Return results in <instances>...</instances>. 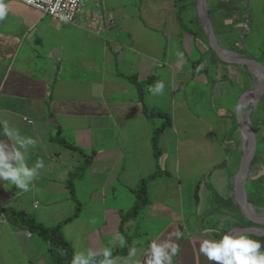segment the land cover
Here are the masks:
<instances>
[{
	"label": "crops",
	"instance_id": "1",
	"mask_svg": "<svg viewBox=\"0 0 264 264\" xmlns=\"http://www.w3.org/2000/svg\"><path fill=\"white\" fill-rule=\"evenodd\" d=\"M197 1L88 0L75 22L5 1L0 119L38 141L27 163L42 159L45 167L27 192L0 183L1 209L21 207L48 226L63 224L74 252L123 248L116 236L136 248L142 234L149 247L178 232L172 239L181 252L172 264H216L200 254L199 242L250 220L235 190L242 156L237 108L250 76L212 48ZM213 1L210 19L221 46L231 47L230 35L246 45L249 30H262L252 41L264 47V0ZM254 1L263 4L256 10L263 28L250 16ZM257 55L264 59V50ZM157 81L163 94L149 90ZM261 109L264 117V103ZM259 123L263 149L250 166L253 181L264 175V118ZM156 172L147 203L123 221L138 201L136 188ZM147 251L129 264H147ZM113 257L125 264L128 251ZM51 262L40 236L0 215V264Z\"/></svg>",
	"mask_w": 264,
	"mask_h": 264
},
{
	"label": "clouds",
	"instance_id": "2",
	"mask_svg": "<svg viewBox=\"0 0 264 264\" xmlns=\"http://www.w3.org/2000/svg\"><path fill=\"white\" fill-rule=\"evenodd\" d=\"M9 6L5 0H0V21L6 19ZM182 58V53H177ZM204 65L197 67L201 71ZM154 88V91H153ZM165 85L157 81L150 86L154 94H163ZM0 135L6 138L0 141V183L9 182L19 190L27 192L30 184L35 180L40 170L45 167L42 159H37L29 166L27 154L30 147H36L38 141L32 136L21 133L19 129L10 126L7 120L0 119ZM180 233H173L163 241L152 240L146 253L147 264H172L173 257L181 252L180 244L172 238L179 239ZM120 246H125L123 236H116ZM199 252L208 261L216 264H264V243L252 239L249 235L233 229L223 234L220 239L205 238L199 242ZM65 253L61 251V255ZM137 255V249L132 247L128 250L129 264L131 258ZM101 257V259H97ZM70 264H117V258L113 257V248L105 247L102 250H87L74 252Z\"/></svg>",
	"mask_w": 264,
	"mask_h": 264
},
{
	"label": "trees",
	"instance_id": "3",
	"mask_svg": "<svg viewBox=\"0 0 264 264\" xmlns=\"http://www.w3.org/2000/svg\"><path fill=\"white\" fill-rule=\"evenodd\" d=\"M200 64H202V62L194 63V68H197V66ZM138 86L139 89L142 91V84L138 83ZM166 123L168 125L172 123L171 118L169 116H167ZM161 131L162 129L156 130V134L153 140L154 146L156 148L157 156H159L160 154V149L158 146V136L161 133ZM257 158H258V154L256 155L254 162L255 160H257ZM160 174L161 172H156L141 182L140 187L138 188V190H136L138 196V202L135 204L134 208L129 213L124 215L123 221H125V219H127L128 217L135 215L138 212V209L141 206H143L145 203H147V198L145 196L147 192L146 189L147 183L150 180L156 178ZM248 190L250 194L249 197L250 202L257 207L259 212L264 211V193L262 191H258L259 189L257 187L254 189L249 188ZM2 213L12 224L29 230L31 233L40 236L46 242L52 256L51 264H70L72 255L74 253V249L68 242L67 238L65 237L63 231V224L48 226L38 221L36 215L27 212L24 208L16 207V206H7L2 209L0 208V215H2ZM71 219L72 218H68L66 222L70 221ZM237 224L240 227L255 225V223L252 222L251 220H247L246 222L242 221L241 223H237ZM250 237L252 239L260 240L262 243H264V235L251 234ZM128 250H129V244H127L123 248H117V247L113 248V256L127 253ZM61 251H63L65 254L61 255ZM97 259H101V257H98Z\"/></svg>",
	"mask_w": 264,
	"mask_h": 264
},
{
	"label": "rangeland",
	"instance_id": "4",
	"mask_svg": "<svg viewBox=\"0 0 264 264\" xmlns=\"http://www.w3.org/2000/svg\"><path fill=\"white\" fill-rule=\"evenodd\" d=\"M216 2H219L220 0H215ZM229 1V0H228ZM255 2V4L252 6V4H250V16L252 17V18H254V20L257 22V25L258 26H261L262 25V28H263V23H260L257 19V12H256V10H257V8L259 7V6H261V7H263V4L262 3H260V2H257V1H254ZM206 3H207V7H206V12H207V14H208V16L209 17H211L210 16V13H211V10L213 9L212 7L214 6V1L213 0H206ZM204 23V22H203ZM252 28H253V25H252ZM262 32V30H259V31H257V30H253V31H250L249 30V33L246 35L247 37H248V41L246 42V45L248 44L249 46H246V45H242L241 43L240 44H236V40L234 41V40H231V35L228 37V40H229V43H231V44H229V45H231V47H224V46H221L220 45V43H219V45H220V47L222 48V49H225V50H230V51H233V52H236V53H238V58H250V59H255V60H257L258 62H261V63H263L264 64V59L262 58V57H260V55H257V52L258 51H263L264 50V47H258V46H254L253 45V41H252V38L255 36V38L257 37V34L258 33H261ZM244 34V33H243ZM242 34V35H243ZM243 46H246L247 48L246 49H244V47ZM250 50V55L248 54V51ZM247 51V52H246ZM235 65H243L244 67H245V69L249 72V80H250V90H254L255 89V87H256V85L259 83V77L257 76V74H256V72H255V70L249 65V64H243V63H240V64H235ZM247 91H249V90H246L245 92H247ZM245 92H243V94H245ZM242 94V95H243ZM241 95V96H242ZM241 98V97H240ZM259 100L260 101H258L257 102V105L251 110V107H252V105H249V106H247L245 109H244V114L245 115H248L249 117H250V126L253 128V129H255L254 128V126H256V124L257 123H259V121L260 120H262L264 117L262 116V109H261V106H262V104L264 103V94H263V96L261 97V99L259 98ZM260 124V123H259ZM262 125H263V123H262ZM240 129H241V127H240ZM255 131V130H254ZM256 132V131H255ZM256 135H257V152L259 151V150H261V149H263V141L261 140L262 139V137H261V134H259L258 133V130H257V132H256ZM239 147L241 148V153H242V156H240V158H239V166H238V170L240 169V165H241V163H242V161H243V158H244V156L247 154V152H248V142H246V141H244V138H242V136H241V134L239 133ZM244 141V142H243ZM257 152H256V155H257ZM230 154H232L233 155V157L235 156H237V154H235L234 152H230ZM256 157V156H255ZM232 159H234V158H232ZM233 169V168H232ZM255 173H253V170L251 169V167H250V169H249V173H248V176H247V179H246V182H245V188H246V190L247 191H249L248 189L250 188V189H254V188H258L259 190L258 191H262L263 193H264V175H263V173H261L258 177H259V179H254V181L252 180L251 181V179H252V176L254 175ZM140 187V185L136 188V190H138V188ZM137 193V192H136ZM138 202V201H137ZM136 202V203H137ZM135 203V204H136ZM134 204V205H135ZM143 206H141L139 209H138V211L139 210H141V208H142ZM262 212V211H261ZM138 213V212H137ZM136 213V214H137ZM263 213V212H262ZM32 214H34L35 215V213H32ZM264 225V224H263ZM55 226V225H54ZM37 237H39L38 235H37ZM141 239H136L135 241L136 242H139L140 243V245L139 246H136V249H137V251L138 252H140V253H142V252H144L145 251V249H147L148 248V246H144V244L146 243V241H147V239L146 238H144V234H142V235H140L139 236ZM136 245H138L137 243H136ZM138 255H139V253H137V255H136V258H138ZM117 264H119L118 262H117Z\"/></svg>",
	"mask_w": 264,
	"mask_h": 264
},
{
	"label": "water",
	"instance_id": "5",
	"mask_svg": "<svg viewBox=\"0 0 264 264\" xmlns=\"http://www.w3.org/2000/svg\"><path fill=\"white\" fill-rule=\"evenodd\" d=\"M198 3V11H199V16L201 18V20L204 22L206 29L209 33V38H210V43L212 48L215 50V52L218 54V56L225 62L227 63H233V64H257L263 71H264V64L261 62H258L255 59H250V58H232V57H227L224 53H223V49L220 47L219 45V41L216 35V32L214 30L212 21L210 19V17L208 16L207 12L204 11L203 7H202V3L201 0L197 1ZM225 50V49H224ZM247 93H251L252 95L258 97L257 100H259V98L264 94V87L261 90H249L247 92H245V94H243L239 100V104H238V108H237V115H238V120H239V124L240 127L246 126L244 125V122L242 121L241 118V112H242V103L244 100V97ZM254 108V106L251 107V110ZM251 133H252V141H251V145L248 148V152L246 154V156L244 157L241 165H240V169L238 170L236 177H235V190H236V194H237V199L238 202L243 210V212L248 216V218L256 223L262 224L264 223V218L258 219L252 216L251 213H249L248 210V205H252L253 204L249 201V196H248V191L245 188V182L248 176V171L250 169V166L255 158L256 152H257V135L256 132L254 131V129L251 126H247ZM244 178V183L242 182V179ZM243 192V196H244V200L242 203L241 200H239L238 196L239 194ZM245 204V205H244ZM236 230L241 231L242 234L245 233H250V232H255V233H259L261 235H264V227L261 226H249V227H244V228H236Z\"/></svg>",
	"mask_w": 264,
	"mask_h": 264
},
{
	"label": "built area",
	"instance_id": "6",
	"mask_svg": "<svg viewBox=\"0 0 264 264\" xmlns=\"http://www.w3.org/2000/svg\"><path fill=\"white\" fill-rule=\"evenodd\" d=\"M8 1V0H5ZM63 22H75L88 0H14Z\"/></svg>",
	"mask_w": 264,
	"mask_h": 264
},
{
	"label": "bare ground",
	"instance_id": "7",
	"mask_svg": "<svg viewBox=\"0 0 264 264\" xmlns=\"http://www.w3.org/2000/svg\"><path fill=\"white\" fill-rule=\"evenodd\" d=\"M201 3H202V7H203L204 11H206V7H207L206 0H201ZM223 53L227 57L238 58V53H236V52H233L230 50L226 51L223 49ZM249 65L255 70L257 76L259 77V83L256 85L255 90H261L264 87V71L257 64H254V63L251 64L250 63ZM257 98L258 97L252 95L251 93H247L245 95L243 103H242L243 105H242L241 118H242V121L244 122V125H246V126L241 127V136H242V138H244V141L248 142V148L251 145L252 133H251L250 129L247 127V126H250V117L248 115L244 114V109L249 105H252L255 107L257 105V101H258ZM248 173H249V171H248ZM242 182L243 183L245 182L244 178L242 179ZM238 198H239V200L242 201V203H244L243 202V200H244L243 192H241L239 194ZM248 206H249L248 207L249 213H251L253 217L258 218V219L264 218V213L258 212V210L255 206H252V205H248Z\"/></svg>",
	"mask_w": 264,
	"mask_h": 264
}]
</instances>
